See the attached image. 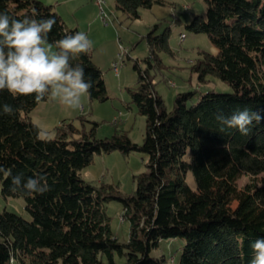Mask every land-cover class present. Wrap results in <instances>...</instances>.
Instances as JSON below:
<instances>
[{"label":"trees","instance_id":"16d2710c","mask_svg":"<svg viewBox=\"0 0 264 264\" xmlns=\"http://www.w3.org/2000/svg\"><path fill=\"white\" fill-rule=\"evenodd\" d=\"M156 1L161 0H116V7L136 19L140 7ZM206 2V16L195 15L187 27L208 34L217 53L204 51L192 68L200 81L213 75L232 91L179 92L168 110L150 71L157 51L171 53V29L158 34L156 23L147 34L148 66L135 63L138 82L129 88L131 102L145 116L142 144L124 132L97 137L99 122L85 114L62 120L55 135L41 141L37 127L42 128L30 116L40 102L0 92V106L15 109L11 116L0 115V167L25 178L44 176L50 188L42 195L11 193V178L0 173V196L23 197L31 214L26 219L0 211V264H117V256L126 264H251V245L264 238V0ZM0 12L16 19L54 17L48 35L53 44L79 32L42 0H0ZM71 63L84 67L91 100L111 98L93 50ZM244 109L262 117L248 135L216 120L217 114L229 117ZM115 150L147 156L148 170L134 176L131 194L82 176L95 154ZM241 175L250 177L243 186L237 183ZM111 200L122 203L130 222L126 242L112 231L106 212ZM178 237L185 243L179 263L152 255L161 239Z\"/></svg>","mask_w":264,"mask_h":264},{"label":"rangeland","instance_id":"374dc122","mask_svg":"<svg viewBox=\"0 0 264 264\" xmlns=\"http://www.w3.org/2000/svg\"><path fill=\"white\" fill-rule=\"evenodd\" d=\"M42 1L53 5L56 11L60 5L59 9L64 13L66 24L70 28H78L79 32L86 33L92 41L93 60L103 70L111 98L106 102H99L85 97L84 109L78 110V114L71 110L73 114L70 115L74 116L66 120H77L72 117L85 114L88 119L99 122L97 137H109L116 132H124L134 142L142 144L146 128L145 116L140 114L131 102L129 88L135 87L138 82L135 63L138 61L143 69L148 66L146 59L150 56V46L147 34L156 23L159 24L156 30L158 34L167 28L171 29L169 37L171 53L157 51L158 56L153 59L154 64L150 71L155 87L163 97L168 110L173 109L174 100L179 92L195 89H198L196 91L198 94L208 90L232 91L227 82L213 75H209L205 81H200L197 72L192 68V65L204 56V51L217 53V48L212 44L208 34L195 33L187 27L195 15L206 16V0L156 1L151 8L140 7V16L136 19L117 9L116 0H101V5L96 0ZM121 45L124 50L126 49L123 60L118 58ZM114 61L121 64L119 76L112 68ZM48 105L51 115L41 127L49 137H53L56 127L65 119V115L61 111L63 106L58 103L49 102ZM76 122L81 126L78 121ZM146 161V154L139 151L130 154H123L120 150L97 153L92 163L81 173L90 183L113 184L122 193L131 194L136 187L134 176L148 170ZM249 179L248 175H241L237 183L243 186ZM188 180L194 187L195 181L191 175ZM4 210L16 212L26 219L31 218V214L25 208L23 197L0 196V211ZM106 212L110 217L112 231L119 241H128L130 222L124 216L122 203L117 200L107 202ZM184 246L183 239L179 237L161 239L159 247L153 249L151 253L156 256L165 255L170 262L179 263ZM116 261L117 264H126L123 257L117 256Z\"/></svg>","mask_w":264,"mask_h":264},{"label":"clouds","instance_id":"9594fccd","mask_svg":"<svg viewBox=\"0 0 264 264\" xmlns=\"http://www.w3.org/2000/svg\"><path fill=\"white\" fill-rule=\"evenodd\" d=\"M55 24L54 17L16 19L0 12V92L7 90L14 97L34 96L37 102L49 99L67 109L80 110L84 98L91 95L92 83L85 80L84 67L73 66L71 61L88 54L92 41L86 33L75 32L49 43L48 35ZM14 112L10 104L0 106V115L11 116ZM216 120L248 135L253 122H261L262 117L258 112L244 109L229 117L217 114ZM37 138L47 142L49 134L37 127ZM0 173L11 178V193L42 195L50 190L44 176L25 178L23 173L12 175L3 167ZM251 247L254 252L251 264H264V238L254 241Z\"/></svg>","mask_w":264,"mask_h":264},{"label":"crops","instance_id":"0c3cea01","mask_svg":"<svg viewBox=\"0 0 264 264\" xmlns=\"http://www.w3.org/2000/svg\"><path fill=\"white\" fill-rule=\"evenodd\" d=\"M67 1V0H65ZM96 3V2H95ZM60 5H58L57 7V10L58 12L63 16L64 18V13L63 11H61V9H59ZM96 63V62H95ZM97 64V63H96ZM115 72V71H114ZM117 72H115L116 74ZM116 75H120L119 74H116ZM49 102L51 103H55L54 101H51L49 99H46L44 101H41L33 110L32 112L30 113V116L32 118V120H34L40 127L42 125H44V123L46 122V120L48 119V117L51 115V113L49 112ZM83 106V105H82ZM42 107V108H41ZM51 109V108H50ZM81 109H84V108H81ZM80 109V110H81ZM63 112V114L65 115V119L66 118H70V116H74V115H70V114H73L71 113V110L70 109H67L65 107H63V110H61ZM48 112V113H47ZM76 113L75 114H78V110L75 111ZM80 115V114H79ZM79 115H75L76 117H72V118H77ZM61 123V122H60ZM42 128V127H41Z\"/></svg>","mask_w":264,"mask_h":264},{"label":"built area","instance_id":"2783aa9c","mask_svg":"<svg viewBox=\"0 0 264 264\" xmlns=\"http://www.w3.org/2000/svg\"><path fill=\"white\" fill-rule=\"evenodd\" d=\"M96 2L99 4V5H101V0H96ZM102 13H103V11H102ZM120 51H119V53H118V58L120 59V60H123V57H124V54H125V51H126V49L124 50V47L121 45L120 46ZM120 63H119V61H114L113 62V64H112V68H114V70H116V72H117V74H119V72H120ZM82 108H83V106H82Z\"/></svg>","mask_w":264,"mask_h":264},{"label":"bare ground","instance_id":"6f19581e","mask_svg":"<svg viewBox=\"0 0 264 264\" xmlns=\"http://www.w3.org/2000/svg\"><path fill=\"white\" fill-rule=\"evenodd\" d=\"M116 71V70H115Z\"/></svg>","mask_w":264,"mask_h":264}]
</instances>
